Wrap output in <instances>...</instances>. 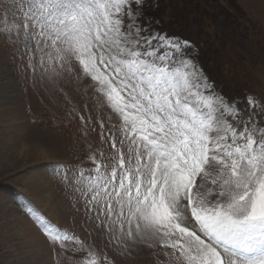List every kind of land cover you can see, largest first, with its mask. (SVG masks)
Here are the masks:
<instances>
[{"label":"snow or ice","instance_id":"1","mask_svg":"<svg viewBox=\"0 0 264 264\" xmlns=\"http://www.w3.org/2000/svg\"><path fill=\"white\" fill-rule=\"evenodd\" d=\"M147 0H0V37L49 83L87 81L100 147L55 175L89 236L27 211L76 264H264V98L219 92ZM96 132L93 117L73 108ZM87 165V167L85 166Z\"/></svg>","mask_w":264,"mask_h":264},{"label":"rangeland","instance_id":"2","mask_svg":"<svg viewBox=\"0 0 264 264\" xmlns=\"http://www.w3.org/2000/svg\"><path fill=\"white\" fill-rule=\"evenodd\" d=\"M201 1L161 0L164 31L190 41L195 60L201 58L198 65L219 92L264 98V0H220L229 5L228 12L216 0ZM150 5L147 0L146 12ZM97 104L87 81L63 78L53 84L33 76L0 37V264H76L80 259L54 248L28 208L103 247V240L88 235L83 212L73 208L55 175L57 164L86 157L87 141L101 146L95 119L99 114L107 127V109ZM73 108L85 117L90 112L97 131L89 129L85 137L79 118L69 115ZM41 154L46 160L33 159ZM127 264H153V259L141 253Z\"/></svg>","mask_w":264,"mask_h":264},{"label":"bare ground","instance_id":"3","mask_svg":"<svg viewBox=\"0 0 264 264\" xmlns=\"http://www.w3.org/2000/svg\"><path fill=\"white\" fill-rule=\"evenodd\" d=\"M17 147H18V145H17ZM23 147H24V146H23ZM21 149H22V148H21ZM21 149H20V150H21ZM18 150H19V148H18ZM20 150H19V151H20ZM22 150H23V149H22ZM35 150H36V149H35ZM23 152H24V151H23ZM25 152H26V151H25ZM18 153H19V152H18ZM20 153H21V152H20ZM33 159H34V160H38V159L46 160V157H45L44 155L41 154V157H39V155H38V156H36V157H33Z\"/></svg>","mask_w":264,"mask_h":264}]
</instances>
